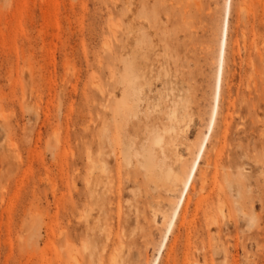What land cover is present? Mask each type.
I'll return each instance as SVG.
<instances>
[{"label":"rangeland","instance_id":"1","mask_svg":"<svg viewBox=\"0 0 264 264\" xmlns=\"http://www.w3.org/2000/svg\"><path fill=\"white\" fill-rule=\"evenodd\" d=\"M113 260L264 264V0H0V264Z\"/></svg>","mask_w":264,"mask_h":264},{"label":"bare ground","instance_id":"2","mask_svg":"<svg viewBox=\"0 0 264 264\" xmlns=\"http://www.w3.org/2000/svg\"><path fill=\"white\" fill-rule=\"evenodd\" d=\"M188 181H189V176H188L187 179L185 180L184 187H186ZM175 213H176V212L174 211V214H175ZM173 219H174V217H172V218L170 219V221L168 222V224H167V232H169V231L171 230V228H172V225H173ZM119 256H120V255H119ZM113 258H114V257H113ZM116 258H117V256H116ZM113 261H114V260H113ZM115 261H116V259H115ZM115 261H114V263H115ZM115 264H116V263H115ZM153 264H156V261H155Z\"/></svg>","mask_w":264,"mask_h":264}]
</instances>
